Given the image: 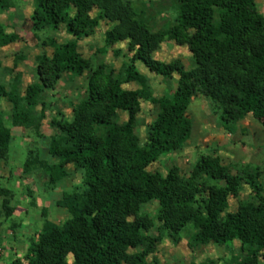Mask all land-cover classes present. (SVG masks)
Segmentation results:
<instances>
[{
	"label": "trees",
	"instance_id": "trees-1",
	"mask_svg": "<svg viewBox=\"0 0 264 264\" xmlns=\"http://www.w3.org/2000/svg\"><path fill=\"white\" fill-rule=\"evenodd\" d=\"M173 1L179 10L176 23L157 32L139 19L134 0H33V5L29 1L35 38L47 28L62 26L72 38L62 43L46 40L43 45L53 52L37 55L36 82L22 91L21 74L9 83L0 79V99L12 105L11 127L32 130L44 139L45 93L56 90L64 75L73 81L89 73L86 97L72 104L71 117L58 112L50 122L54 133L48 139V153L55 161L45 160L40 147H29L23 169L24 174L42 172L53 187L69 176L70 165L82 170L84 178L81 187L64 191L56 202L57 209L69 214L64 224L48 221L44 209L38 238L32 239L24 258L9 264H148L153 251L148 233L156 221L161 223L157 240L169 236L180 242L188 230L189 238L203 245L238 240L244 255L233 262L223 260L225 264H264L261 168L246 165L233 172L220 157L202 155L188 175L177 166L167 174L149 170L162 155L182 150L190 139L193 122L188 111L198 95L222 109L226 125L249 114L264 125V14L258 0ZM12 8L13 0H0V16ZM103 21L114 24L105 32L103 50L128 42L133 52L119 71L105 63L94 67L80 52L79 42L95 35ZM167 38L188 47L194 60L191 69L181 60L167 63L154 58ZM19 39L0 18V48ZM137 60L156 74H177L176 90L154 96L137 70ZM131 82L141 88L124 87ZM143 100L158 108L144 144L137 134ZM119 111L128 113L126 122L116 120ZM6 119L0 113V163L9 159L14 141ZM245 185L252 191L250 199L239 200L237 210L230 212V198H237ZM13 200V191L0 178V227L2 218L16 210ZM156 202L157 220L144 211L148 203Z\"/></svg>",
	"mask_w": 264,
	"mask_h": 264
},
{
	"label": "rangeland",
	"instance_id": "rangeland-1",
	"mask_svg": "<svg viewBox=\"0 0 264 264\" xmlns=\"http://www.w3.org/2000/svg\"><path fill=\"white\" fill-rule=\"evenodd\" d=\"M29 1L33 5V0ZM29 1L13 0V8L0 16L8 30L15 31L20 37L19 41L0 48L3 64L0 69V79L9 83L17 74H21L22 91L28 84L36 82L37 55L44 50L49 54L53 52L51 46L45 47L43 43L51 38L60 43L72 38L66 33L64 26L58 30L47 28L38 33V39L35 38L28 19L33 9ZM258 3L260 11L264 14V0H258ZM134 7L138 11L139 19L147 23L154 32L169 30L176 23L179 15L173 0H134ZM92 14L95 16L97 11ZM113 26V23L103 21L95 35L79 42V48L85 58L91 59L94 67L105 63L119 71L124 63L130 62L133 52H129L128 42L110 45L106 52L103 50L106 45L105 32ZM115 51L120 53L115 54ZM20 56L25 59L17 60ZM153 56L167 63L181 60L188 69L194 66L188 47L168 38ZM16 60L17 66H15ZM135 65L146 79V84L150 86L154 96L160 97L176 90L179 78L177 74L172 77L156 74L151 72L141 60H137ZM88 75L89 73L86 72L84 76L74 78L73 81L68 75H64L63 81L59 83L56 90L45 93L47 118L41 128L44 139L37 137L32 130L11 127L8 120L12 105L6 99H0V113L7 118V125L12 128L14 136L9 159L0 163V178L1 183L13 191L12 204L16 207L10 218L1 220L0 264H9L16 258L25 257L32 239L38 238L44 225V209L47 210L48 221L56 225L62 226L69 218L67 211L57 209L56 202L64 191H75L83 185L84 172L70 165L69 176L53 187L49 185L48 177L42 172L24 174L23 169L28 158L29 147H40L45 160L55 161L48 153V139L54 133L50 122L58 115V112L71 117L72 104L86 97ZM124 87L138 89L141 88V84L131 82ZM157 113L158 108L155 104L142 101L141 111L137 116V134L142 144L146 142L150 124L155 120ZM188 115L193 122V131L184 148L162 155L149 167L150 171L167 174L170 168L177 166L181 174L188 175L200 156L212 155L220 157L224 165L232 167L233 172L246 168V165H250V169L261 168L263 172L259 181L264 186V125L260 120H257L253 114H249L243 120L226 125L222 119V109L203 95L193 97ZM128 117V113L119 111L116 120L123 123L128 120ZM29 191L33 193L32 197L29 196ZM251 192V189L245 185L237 198L231 197L229 211L237 210L239 200H249ZM34 202L35 205H33ZM157 209V202L148 203L144 207V211L153 218L156 216ZM160 224L156 221V226L148 233L153 246V251L147 257L148 264H225L223 260L233 262L245 253L238 240L222 245L195 243L189 238L191 230L184 233V238L180 242L172 240L169 236L157 240Z\"/></svg>",
	"mask_w": 264,
	"mask_h": 264
}]
</instances>
